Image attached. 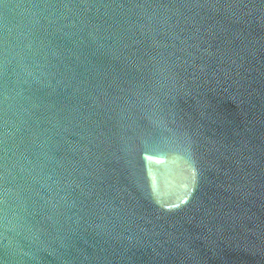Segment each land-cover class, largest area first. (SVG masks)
Wrapping results in <instances>:
<instances>
[{"label":"water","instance_id":"obj_1","mask_svg":"<svg viewBox=\"0 0 264 264\" xmlns=\"http://www.w3.org/2000/svg\"><path fill=\"white\" fill-rule=\"evenodd\" d=\"M0 264H264V0H0Z\"/></svg>","mask_w":264,"mask_h":264}]
</instances>
